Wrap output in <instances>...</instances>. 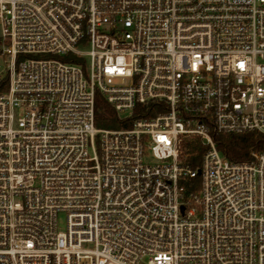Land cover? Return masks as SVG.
I'll return each mask as SVG.
<instances>
[{
	"label": "built area",
	"instance_id": "built-area-1",
	"mask_svg": "<svg viewBox=\"0 0 264 264\" xmlns=\"http://www.w3.org/2000/svg\"><path fill=\"white\" fill-rule=\"evenodd\" d=\"M95 92L140 117L96 128ZM246 133L264 0H0V264H264V153L217 149Z\"/></svg>",
	"mask_w": 264,
	"mask_h": 264
},
{
	"label": "trees",
	"instance_id": "trees-1",
	"mask_svg": "<svg viewBox=\"0 0 264 264\" xmlns=\"http://www.w3.org/2000/svg\"><path fill=\"white\" fill-rule=\"evenodd\" d=\"M95 117L94 125L98 129L115 130L120 128H129L133 119L140 117V106H137L133 114L128 119H120L114 109L105 101L99 92H95L94 97ZM155 112H149L144 117L153 116ZM256 149L264 153V135L259 133H246L241 135H233L220 137L217 149L220 150L227 159L232 163H240L248 160L249 150ZM205 149H199L192 145L190 150L185 151L187 155L186 162L196 169L201 160V156ZM199 179L188 180L186 184H197Z\"/></svg>",
	"mask_w": 264,
	"mask_h": 264
},
{
	"label": "rangeland",
	"instance_id": "rangeland-1",
	"mask_svg": "<svg viewBox=\"0 0 264 264\" xmlns=\"http://www.w3.org/2000/svg\"><path fill=\"white\" fill-rule=\"evenodd\" d=\"M57 231L64 233L66 230V215L64 213H59L56 218Z\"/></svg>",
	"mask_w": 264,
	"mask_h": 264
}]
</instances>
